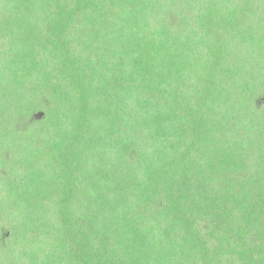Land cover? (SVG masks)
Returning <instances> with one entry per match:
<instances>
[{"label":"trees","instance_id":"obj_1","mask_svg":"<svg viewBox=\"0 0 264 264\" xmlns=\"http://www.w3.org/2000/svg\"><path fill=\"white\" fill-rule=\"evenodd\" d=\"M0 264H264V0H0Z\"/></svg>","mask_w":264,"mask_h":264}]
</instances>
